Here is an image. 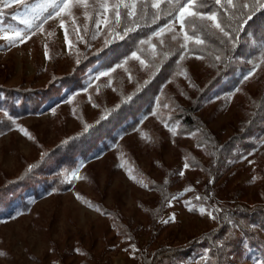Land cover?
<instances>
[{
	"label": "rangeland",
	"instance_id": "374dc122",
	"mask_svg": "<svg viewBox=\"0 0 264 264\" xmlns=\"http://www.w3.org/2000/svg\"><path fill=\"white\" fill-rule=\"evenodd\" d=\"M43 2L32 0L33 5ZM97 7V0L74 6L75 20L69 15L50 20L43 26V33L37 31L15 47L8 48L6 41L0 40V89L34 93L53 88L57 92L55 100L34 111L6 106L1 102L6 93L0 91V252L4 253L0 264H146L144 253L163 247L175 252L156 264H194L205 250L212 255V242L217 251L222 247L219 253L227 257L226 264H261L262 258L257 256L256 248L248 245L246 233L252 231L264 242L260 223L263 215L258 209L264 206V118L259 119V126L248 129V134L245 131L237 145L233 135L244 128L241 123L251 118L262 101L264 62H259L260 67L249 80L241 81L252 67L247 61L259 55L257 44L264 41V32L261 36L252 29L246 33L235 52L227 54L231 74L211 88L225 67V52L208 51L204 46L185 54L167 33L164 45L159 44L160 38L153 37L155 56L150 45L140 44L138 49L125 48L110 56L102 67L98 63L81 68V60L116 40L103 25L97 32L91 23L89 18ZM3 13L5 23L28 31L21 23L30 18L23 7L12 5ZM45 15L41 13V19ZM61 19L71 49L65 42ZM124 23L128 26L131 21L126 19ZM175 28L182 40L178 22ZM112 31L118 32L120 27ZM175 50L174 62L165 67L156 89L147 92L152 96L145 101L148 103L138 105L137 118L116 127L112 124V130L102 132L101 140L86 156L75 153L74 163L65 161L59 151L61 142L86 132V125L114 122L120 116L116 110L122 101L149 80L164 52ZM134 51L144 65L132 59ZM180 55L185 59L180 61ZM197 55L203 58L197 59ZM216 55H222V59L217 61ZM76 70L84 78L83 86L69 92L62 84L54 83L60 75ZM100 72L109 75L94 79ZM15 99L21 101L18 96ZM164 104L169 107L164 108ZM187 109H193L220 141L230 138L228 143H233L212 175L209 144L202 143L200 129L185 125L180 116ZM163 121L178 123V135L173 137ZM189 132L196 136L185 135ZM88 133L89 140L94 138V133ZM192 156L204 160V164L191 161ZM186 157L192 167L184 170ZM76 169L83 179L71 178V171ZM129 170L135 180L130 178ZM181 170L184 176L178 174ZM186 188L192 191L185 192ZM172 196L179 199L169 206ZM197 196L208 199L198 201ZM188 200L197 207H218L226 214L233 208L247 210L227 214L225 228L213 234L210 231L220 220L188 211L184 203ZM173 214L175 222L164 224ZM206 234H213L209 235L211 243L198 246L196 240ZM130 245H135L136 251ZM185 247H190V252L182 256Z\"/></svg>",
	"mask_w": 264,
	"mask_h": 264
},
{
	"label": "snow or ice",
	"instance_id": "6c2138e0",
	"mask_svg": "<svg viewBox=\"0 0 264 264\" xmlns=\"http://www.w3.org/2000/svg\"><path fill=\"white\" fill-rule=\"evenodd\" d=\"M88 3L89 0H44L43 3L33 5L32 0H0V6H2L0 7V40L6 41V46L8 48L15 47L18 43L26 42L35 35L37 31L43 33V26L50 20L62 17L63 15L72 16L73 20H75L72 8L74 6L87 5ZM97 4L98 7L93 10V16L89 18L91 23L95 25L97 32L100 30L101 25H103L109 30L108 35L115 39H123L133 30L131 27L125 25L124 21L126 19L135 24L136 28H139L140 25L137 23V20L143 18L147 21L149 8H151L155 10L151 16V23L156 24L161 19L160 12L162 6L167 5V16L171 19L162 26L157 27L147 39L139 41L141 45L151 46L153 56L156 55L157 48V45L153 43V37L160 38L159 44L164 45L166 40L163 39V37L166 33L169 34V40L174 42L176 47L185 54L188 52L195 53L198 47L207 46L211 41L218 42L219 45L223 46L224 50L235 51L240 45V33L244 31L246 25L253 19L257 12L264 10V0H243L242 3L240 0H97ZM12 5L23 7L25 16L30 17L29 19L21 21V23L26 26L27 32L3 21V9L9 8ZM41 13H47V15L43 16V19H41ZM37 20L40 22L36 23ZM237 21L239 22L237 26L232 27V24ZM177 22L179 23L180 32L183 34L182 40L176 33L175 25ZM117 26L120 27V31L113 32L112 29ZM60 27L65 29V42L68 43L71 49L72 45L71 42L68 41V32L65 28L63 19L60 20ZM77 30L79 31V28H77ZM48 35H52V33H48ZM92 38L95 39V35H93ZM80 39L83 40L84 37L81 35ZM108 43L109 41L106 40L105 45ZM257 49L259 55L256 56L255 60L247 61L252 67L244 74L241 82L249 80L260 67L259 62H264V41L257 44ZM168 55V52L163 53L164 57H168ZM45 56H48L47 45L45 46ZM196 58L202 59L203 57L197 55ZM132 59L139 60L142 65L145 64V61L140 59L135 51L132 53ZM184 59L185 55L179 56L180 61ZM215 59L220 61L222 55H216ZM224 59H230V57H224ZM77 63H79V59H77ZM117 67H121V65H117ZM111 71H115V69H111ZM184 74L186 75V73ZM107 75H109V72H100L94 79L99 80L100 77ZM235 91L239 92L240 89L237 88ZM128 99L130 100L131 97H128ZM163 107L167 108L169 105L164 104ZM152 115L155 116L157 113L153 112ZM163 123L164 127L169 130L173 137L178 135L180 130V125L178 123L175 125L169 124L167 121H163ZM87 130L88 126L86 125L85 131ZM20 131L28 136L29 139H32L31 135L25 129L20 128ZM185 135L192 137L196 136V133L189 132ZM200 146L201 145H197V147ZM250 154L251 153H249V155ZM242 158L246 159L247 157L245 156ZM249 163H253V161H249ZM120 166L123 167V164ZM190 167H192V165L188 162L186 157L183 169L186 170ZM31 168L32 166L29 167V171H31ZM184 170H181L178 174L184 176ZM129 175L131 179H136V177L131 174V170H129ZM70 176L72 179L84 178L79 175V169L71 171ZM255 179L256 177H253V181ZM211 182L212 181H210V183ZM165 183H167V181H165ZM184 191H192V189L186 188ZM77 199H80L79 195H77ZM178 199L179 196H172L168 200L169 206L172 200ZM195 199L198 201H205L208 197L197 196ZM184 203L190 212L197 211L200 215H207L210 219L215 221L228 219L226 216L221 217L218 215V213L223 211L218 207L208 208L203 206V204L197 207L192 204L191 200L184 201ZM173 222H175L174 214L163 221L164 224ZM237 227H239L238 224ZM130 247L132 251H136L135 245H130ZM218 250L222 251V247ZM2 255H4V253L0 252V256ZM210 259L208 250H205V253H203L197 261H194V264H210ZM258 264H260V262H258Z\"/></svg>",
	"mask_w": 264,
	"mask_h": 264
},
{
	"label": "trees",
	"instance_id": "16d2710c",
	"mask_svg": "<svg viewBox=\"0 0 264 264\" xmlns=\"http://www.w3.org/2000/svg\"><path fill=\"white\" fill-rule=\"evenodd\" d=\"M240 2L242 3L243 0H240ZM154 11L155 10L149 8V16L147 17V21L143 18H140L137 20V23L140 25L139 28H136L135 24H133L131 22L128 25V27H131L133 30L131 32H129L125 36V38L122 39V41H120L119 39H116L109 46H106V47L96 51L90 57H87L86 59L81 60L80 67L81 68H89V67L94 66L95 64H98V63H100L101 64L100 67H102V65L107 63L108 60L111 58L110 56L121 53V51H123L125 48L127 49V51H129L130 49H133V48L138 49L140 46V43H139L140 40L147 39V37L157 27H159L161 24L168 22V20L171 19L170 17L167 16L168 6L163 5L161 12H160L161 19L156 24H152L151 23V16L154 13ZM238 23H239L238 21L236 23H233L232 27H236ZM250 29H252L256 33H258L259 36L262 35V32H264V10L257 12L256 15L253 17V19L251 21H249V23L246 25L244 31L240 33V44L242 43V38L246 35V33L249 32ZM205 48L208 51L225 52L223 54L224 56L227 55L228 53H229L228 55L230 56L231 53L235 52V51L224 50L223 46L219 45L218 42H215V41L209 42L207 44V46H205ZM168 53H169L168 57L163 56L162 60L159 63H157L156 70H155L154 74L149 78V80L146 81L145 83L139 85L136 89V92H134L133 94L128 96V97H131V99L129 100L127 97L122 101V104L116 110V113L121 112L120 116L118 118H115L114 122L107 123L104 126V124H105L104 122H106V120H104L102 122L100 121L98 123L88 125L89 129L86 131L87 132L86 135H84L86 132L76 133V134H73L72 137H69V138H67L61 142V144L59 146V151H60V154H63L61 156L64 158L65 161H70V164L74 163L73 158H75L74 157L75 153L81 154L82 156H86L87 152H89V149L92 148L93 146H95V143H97V140H98V142L101 140V138L99 137L100 134L102 132H109L110 130H112L111 129L112 124L116 127L118 124H121L125 120L126 121L131 120V119L134 120L137 118V116H138V110H137L138 105L140 103L141 104L142 103H148L145 101L148 99L150 100V98L152 96L150 94H148L147 92L149 90H151V88H154L153 90L156 89L158 82L164 77L163 73H164L165 67L169 63L174 62L175 57H177L176 50L173 52L170 51ZM228 55L226 57H229ZM224 61H225V67H222V71H220L218 73L217 77L211 83V86H210L211 88H213L214 86H218L223 81L221 79L222 78L224 79V76L231 74L230 73L231 69H230V64L228 62V59H224ZM54 83H58L60 85L62 84V87H67L69 92H72L76 88L83 86L84 78L80 75L79 70H76L75 72H73L71 74H67L65 76L60 75L59 77L56 78ZM0 91L6 93V99L2 100L1 102H3V104H6V106L11 107L12 109H16L17 108L16 105L21 106V107H19V110L29 109V110L37 111L42 106H44L46 103H49L50 101L55 100L57 97V95H56L57 92L55 90H53V88H48L45 90L39 89L34 93H29V91H25V92L14 91L11 89H0ZM153 93L154 92H152V94ZM16 96H18L20 98L19 100H21V101L16 102V100H18V99H15ZM136 99H138L137 102L135 101ZM7 101H13V102L9 103ZM258 104L259 105L254 109L251 118L248 121L246 120V122L244 123L246 125L241 123L240 126H244V128L241 131L237 132L236 135H233L235 145L238 144V142L236 143V141H239L244 137L245 131L247 133L248 129L251 128L253 130L257 126H259V124H260L259 119L261 117L263 120V118H264V92L262 94V101L259 102ZM111 112H114V109L112 111H110V113ZM180 116H181V118H183V122L185 125L194 126L198 129H200L201 136H202L201 137L202 143L205 146L207 144H209L210 151H211V157H212L211 165H209L210 166L209 172L211 175L214 174L216 171L215 166L217 164H219L220 161L223 160L222 158L224 156V153L227 155V152H229V151H227V150H229L228 146L230 143H232V142L228 143L230 138L224 142L220 141L219 137L215 136V134H213V132L210 131L206 122L202 118H200L199 116H196L194 114L193 109H187L186 112L181 113ZM255 117H257L256 121H254ZM88 132L94 133L91 135V136H94V138L89 140V138L86 137L89 134ZM232 145H233V143H232ZM191 161H195L197 163L201 162V164H204L203 163L204 160L199 159L197 156H192ZM38 182H41V181H38ZM96 203H98V202H96ZM99 205L101 207L102 203H100ZM258 209L260 211H262L263 216H262V220L260 223H262V226L264 227V206H261ZM246 210L247 209H245V208H233V209H229L227 214H229V215L230 214H237V213L244 212V211L246 212ZM227 214L225 213V210H223L221 217H225ZM227 220L220 219L217 228L211 230L210 232L213 234H216L218 231H221L223 228H225V226L227 224ZM213 234H206V235L198 238L196 240L197 245L198 246L199 245L204 246L205 242L209 243V241L211 243L212 239L210 238L209 235H213ZM246 235L249 238L248 239V243H249L248 245L257 249V256L262 258L261 264H264V242L261 241L260 238L257 237V235L252 231L247 230ZM212 247H213L212 252L214 254L212 253L213 257H212V255L209 256L211 258L210 264H226L227 263V257H225L222 254V252L219 253V251H217V248L213 242H212ZM188 251L190 252V247H188V248L185 247L184 250H182V252H186V253H182V256L185 254H188ZM173 252H175L174 249H170L168 247H163V248L156 250L155 252H150V253L145 252L144 253L145 255L143 258H144L146 264H152L153 262H155L154 264H156L158 261L161 262V260H163L164 258L169 256Z\"/></svg>",
	"mask_w": 264,
	"mask_h": 264
}]
</instances>
